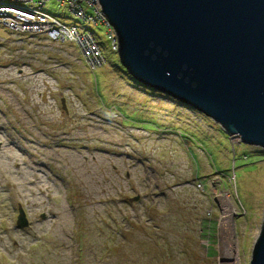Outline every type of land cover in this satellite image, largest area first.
Returning <instances> with one entry per match:
<instances>
[{
    "label": "rangeland",
    "instance_id": "374dc122",
    "mask_svg": "<svg viewBox=\"0 0 264 264\" xmlns=\"http://www.w3.org/2000/svg\"><path fill=\"white\" fill-rule=\"evenodd\" d=\"M42 8L103 57L0 26V264H250L264 149L132 80L102 23Z\"/></svg>",
    "mask_w": 264,
    "mask_h": 264
},
{
    "label": "water",
    "instance_id": "95a60500",
    "mask_svg": "<svg viewBox=\"0 0 264 264\" xmlns=\"http://www.w3.org/2000/svg\"><path fill=\"white\" fill-rule=\"evenodd\" d=\"M92 2L133 80L264 149V0ZM17 215L26 227L20 206ZM261 226L250 264H264V220Z\"/></svg>",
    "mask_w": 264,
    "mask_h": 264
},
{
    "label": "built area",
    "instance_id": "2783aa9c",
    "mask_svg": "<svg viewBox=\"0 0 264 264\" xmlns=\"http://www.w3.org/2000/svg\"><path fill=\"white\" fill-rule=\"evenodd\" d=\"M50 0H0V26L14 32L45 33L51 42L75 43L84 59L88 60L94 68L102 62V49L94 35L85 30H80L76 25H66L56 16L42 11V7ZM66 4L70 12L80 17L83 21L102 23L107 29V38L112 43V51L116 52V43L113 31L93 0H56ZM83 4L93 9L94 17H89L84 11Z\"/></svg>",
    "mask_w": 264,
    "mask_h": 264
},
{
    "label": "bare ground",
    "instance_id": "6f19581e",
    "mask_svg": "<svg viewBox=\"0 0 264 264\" xmlns=\"http://www.w3.org/2000/svg\"><path fill=\"white\" fill-rule=\"evenodd\" d=\"M220 200H221V202H223V204H222V219L219 222L218 226H220V225L222 226V224L225 226L227 223H229L232 220V213L234 211V206L231 205V203L229 201V197H227V198L221 197ZM230 228L231 227H229V226H225L219 230L223 229V231H226L227 229L230 230ZM228 234H230V232Z\"/></svg>",
    "mask_w": 264,
    "mask_h": 264
},
{
    "label": "trees",
    "instance_id": "16d2710c",
    "mask_svg": "<svg viewBox=\"0 0 264 264\" xmlns=\"http://www.w3.org/2000/svg\"><path fill=\"white\" fill-rule=\"evenodd\" d=\"M132 79V78H131ZM133 80V79H132ZM135 81V80H134ZM136 82V81H135ZM137 83V82H136ZM140 85V84H139ZM150 90H152V89H150Z\"/></svg>",
    "mask_w": 264,
    "mask_h": 264
}]
</instances>
